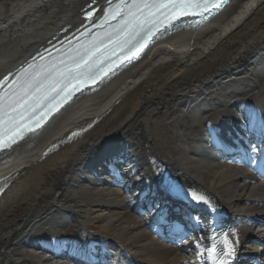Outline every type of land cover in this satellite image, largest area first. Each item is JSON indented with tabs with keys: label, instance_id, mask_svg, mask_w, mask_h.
<instances>
[{
	"label": "bare ground",
	"instance_id": "bare-ground-1",
	"mask_svg": "<svg viewBox=\"0 0 264 264\" xmlns=\"http://www.w3.org/2000/svg\"><path fill=\"white\" fill-rule=\"evenodd\" d=\"M89 1L0 0V77L64 26L81 24ZM74 128L88 129L66 141ZM262 147L264 0H230L0 155L8 186L0 197V264H79L70 251L69 259L56 257L59 249L44 252L65 232L87 248L86 264H213V235L205 227L186 231L189 218L206 223L188 210L187 194L172 199L166 185L175 182L209 197L229 220L227 232L239 240L233 261L264 262ZM225 149L240 154L225 157ZM245 154L254 156L242 164Z\"/></svg>",
	"mask_w": 264,
	"mask_h": 264
},
{
	"label": "snow or ice",
	"instance_id": "snow-or-ice-1",
	"mask_svg": "<svg viewBox=\"0 0 264 264\" xmlns=\"http://www.w3.org/2000/svg\"><path fill=\"white\" fill-rule=\"evenodd\" d=\"M225 3L226 0H106L98 22L80 33L75 43L69 41L67 48L58 50L62 55L51 60L41 57L42 63L29 64L11 81L8 76L0 80V152L12 150L37 134L53 115L139 60L149 45L173 32L181 22L207 20ZM94 14L88 11L86 19L91 20ZM166 188L177 197L181 195L176 185ZM187 195L194 203L216 211L206 195L195 190ZM193 219L199 222V217ZM219 235L222 247L217 249L213 237V247L207 251L215 253L216 264H229L236 254L238 237L234 231Z\"/></svg>",
	"mask_w": 264,
	"mask_h": 264
}]
</instances>
